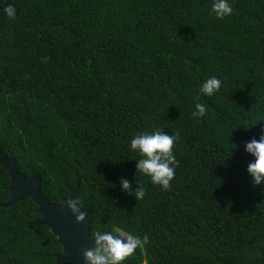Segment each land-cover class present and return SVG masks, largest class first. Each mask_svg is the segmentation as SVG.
Returning <instances> with one entry per match:
<instances>
[{
    "label": "trees",
    "instance_id": "trees-1",
    "mask_svg": "<svg viewBox=\"0 0 264 264\" xmlns=\"http://www.w3.org/2000/svg\"><path fill=\"white\" fill-rule=\"evenodd\" d=\"M212 3L0 0L1 151L52 204L79 183L93 237L146 236L133 264H264V181L253 184L245 151L264 129V0H228L224 19ZM210 77L220 89L197 99ZM196 103L207 111L193 118ZM157 129L179 133L167 191L130 150ZM8 186L0 167V205ZM37 210L31 198L0 207V264H58L51 230L29 229Z\"/></svg>",
    "mask_w": 264,
    "mask_h": 264
},
{
    "label": "clouds",
    "instance_id": "clouds-1",
    "mask_svg": "<svg viewBox=\"0 0 264 264\" xmlns=\"http://www.w3.org/2000/svg\"><path fill=\"white\" fill-rule=\"evenodd\" d=\"M9 19H14L16 8L9 4L3 9ZM233 12L228 0H213L211 14L217 19H224ZM47 57L42 62L47 61ZM221 87V81L216 77H210L200 87L199 95L212 96ZM192 117H202L207 109L202 103L195 104ZM179 133L168 135L157 129L152 133H143L134 136L130 141V150L136 152L140 159L136 160V172L150 178L153 185H159L162 190L171 188V181L175 177V168L178 165L173 148ZM245 151L253 157L247 166V172L251 175L254 185H261L264 181V129L259 139L252 138L245 144ZM121 191L134 195L136 201L145 196V189L137 185L133 190L127 179L120 180ZM79 200H68L67 207L75 215L77 222L84 221L87 214L80 212ZM94 247L83 250L85 264H125V261L135 252L149 243L145 236L143 239L131 234L114 235L111 232H97L94 236Z\"/></svg>",
    "mask_w": 264,
    "mask_h": 264
},
{
    "label": "water",
    "instance_id": "water-1",
    "mask_svg": "<svg viewBox=\"0 0 264 264\" xmlns=\"http://www.w3.org/2000/svg\"><path fill=\"white\" fill-rule=\"evenodd\" d=\"M0 167L9 178L7 191L9 197L0 207L7 208L15 203L33 199L38 205L37 212L41 215L39 222L29 225V229L46 226L57 238V243L63 248V252L56 254L58 264H85L83 250L94 247L95 238L92 236V219L86 216L84 221L77 222L75 215L67 207L68 200H77L79 183L71 191L70 198L62 205L52 204L42 193V179L39 176L29 178L26 174H20L16 168V160L8 158L0 149ZM80 212H85L80 207ZM116 235V234H114ZM121 235V234H118ZM125 235V234H124Z\"/></svg>",
    "mask_w": 264,
    "mask_h": 264
},
{
    "label": "flooded vegetation",
    "instance_id": "flooded-vegetation-1",
    "mask_svg": "<svg viewBox=\"0 0 264 264\" xmlns=\"http://www.w3.org/2000/svg\"><path fill=\"white\" fill-rule=\"evenodd\" d=\"M116 235H118V234H116ZM137 253V249L135 250V252L133 253V254H136ZM132 254V255H133ZM131 255V256H132ZM125 264H133V262L131 261V260H127L126 262H125Z\"/></svg>",
    "mask_w": 264,
    "mask_h": 264
}]
</instances>
